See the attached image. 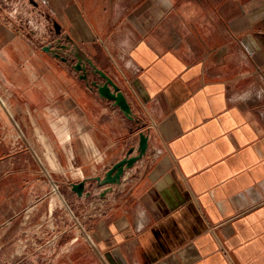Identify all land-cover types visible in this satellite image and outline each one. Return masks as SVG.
<instances>
[{"label":"crops","instance_id":"crops-1","mask_svg":"<svg viewBox=\"0 0 264 264\" xmlns=\"http://www.w3.org/2000/svg\"><path fill=\"white\" fill-rule=\"evenodd\" d=\"M32 2L30 34L0 11V232L51 221L50 264H264V0Z\"/></svg>","mask_w":264,"mask_h":264},{"label":"rangeland","instance_id":"rangeland-1","mask_svg":"<svg viewBox=\"0 0 264 264\" xmlns=\"http://www.w3.org/2000/svg\"><path fill=\"white\" fill-rule=\"evenodd\" d=\"M27 9L34 12L30 13ZM0 11L10 14L14 23L17 22L29 34L42 27V21L36 15L32 0H0ZM21 144V137H19L13 150L20 148ZM54 186H56L55 189ZM59 190L63 193L55 184L51 192L58 193ZM49 199L50 197H47V202H50L52 206L54 200L52 197L51 200ZM65 203L68 206L69 202ZM26 214L29 215L27 221L23 219ZM48 214L51 216V212ZM60 221L63 222L62 224L64 222L67 224L64 218H60ZM58 231L53 228L51 221L40 223L38 219H35V211L30 213L24 211L8 228L0 232V264H50L53 247L58 239Z\"/></svg>","mask_w":264,"mask_h":264},{"label":"water","instance_id":"water-1","mask_svg":"<svg viewBox=\"0 0 264 264\" xmlns=\"http://www.w3.org/2000/svg\"><path fill=\"white\" fill-rule=\"evenodd\" d=\"M99 92L104 95L107 98L114 99L117 103V105L122 109V110H128V106L125 102V99L121 95H116L113 93H110V89L107 84L100 85L98 87ZM146 149V137L144 135H140L139 137V142L137 146V151H138V156L142 155L145 152ZM132 152V149H129L128 154ZM137 158L136 156H131V157H125L116 163L112 165L110 169L107 170L106 175H105V181L106 182H114L116 181L123 169L124 165H131L135 159ZM72 189L76 191L78 194H81L82 191L84 190V183L83 182H78L72 185Z\"/></svg>","mask_w":264,"mask_h":264},{"label":"built area","instance_id":"built-area-1","mask_svg":"<svg viewBox=\"0 0 264 264\" xmlns=\"http://www.w3.org/2000/svg\"><path fill=\"white\" fill-rule=\"evenodd\" d=\"M0 103L2 104V106H3V104H4V102H3V99L0 97ZM56 188V186H54V189Z\"/></svg>","mask_w":264,"mask_h":264}]
</instances>
